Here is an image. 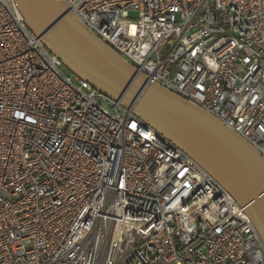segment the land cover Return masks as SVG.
<instances>
[{
  "label": "built area",
  "instance_id": "2783aa9c",
  "mask_svg": "<svg viewBox=\"0 0 264 264\" xmlns=\"http://www.w3.org/2000/svg\"><path fill=\"white\" fill-rule=\"evenodd\" d=\"M61 1L264 157V0ZM0 264H264V246L202 166L0 0Z\"/></svg>",
  "mask_w": 264,
  "mask_h": 264
},
{
  "label": "water",
  "instance_id": "95a60500",
  "mask_svg": "<svg viewBox=\"0 0 264 264\" xmlns=\"http://www.w3.org/2000/svg\"><path fill=\"white\" fill-rule=\"evenodd\" d=\"M28 28L75 77L179 146L245 212L264 246V157L196 104L157 83L95 36L61 0H14Z\"/></svg>",
  "mask_w": 264,
  "mask_h": 264
},
{
  "label": "bare ground",
  "instance_id": "6f19581e",
  "mask_svg": "<svg viewBox=\"0 0 264 264\" xmlns=\"http://www.w3.org/2000/svg\"><path fill=\"white\" fill-rule=\"evenodd\" d=\"M65 3V2H64ZM66 4V3H65ZM67 5V4H66Z\"/></svg>",
  "mask_w": 264,
  "mask_h": 264
}]
</instances>
